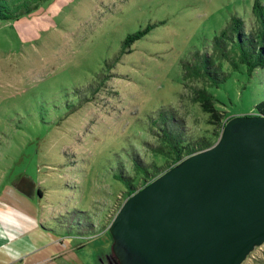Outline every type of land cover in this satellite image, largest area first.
I'll list each match as a JSON object with an SVG mask.
<instances>
[{
	"label": "rangeland",
	"instance_id": "rangeland-1",
	"mask_svg": "<svg viewBox=\"0 0 264 264\" xmlns=\"http://www.w3.org/2000/svg\"><path fill=\"white\" fill-rule=\"evenodd\" d=\"M253 2L46 0L0 20V264H118L108 227L127 198L119 169L139 187L151 175L135 158L162 172L172 163L154 151L163 143L150 119L161 109L180 119L186 142L217 141L220 122L193 100L203 81L186 67L213 52L232 16L257 29ZM23 19L37 22L25 40ZM218 63L225 81L206 87L217 115L256 114L264 67ZM241 264H264V243Z\"/></svg>",
	"mask_w": 264,
	"mask_h": 264
},
{
	"label": "water",
	"instance_id": "water-1",
	"mask_svg": "<svg viewBox=\"0 0 264 264\" xmlns=\"http://www.w3.org/2000/svg\"><path fill=\"white\" fill-rule=\"evenodd\" d=\"M108 231L118 264H241L264 243V113L130 194Z\"/></svg>",
	"mask_w": 264,
	"mask_h": 264
},
{
	"label": "trees",
	"instance_id": "trees-1",
	"mask_svg": "<svg viewBox=\"0 0 264 264\" xmlns=\"http://www.w3.org/2000/svg\"><path fill=\"white\" fill-rule=\"evenodd\" d=\"M43 1L46 0H0V20H16L19 16L28 14ZM252 12L258 22L257 29L253 30L251 27L246 29L245 22L240 17L232 16L227 29H223L219 34L213 36V52H196L194 54L196 62L186 67L188 78L192 77L203 81V86L193 89V100L200 103L202 110L209 114L211 120L214 118L220 122V127H223L225 122L223 123L222 117L217 115L214 107L215 99L206 89L207 86H219L225 81L226 75L221 70L218 60H225L234 68L238 63H242L246 66L249 74L257 67H264V3L254 0ZM146 30L147 28L127 34L122 41V46L128 49L135 40L145 34ZM229 50L236 52V61L230 56ZM255 107L258 113H264L263 101L256 104ZM231 117L229 116L227 119ZM150 121L152 126L160 128L163 143L154 147V151L163 154L164 157L172 161L166 169L184 157L214 144L206 139L186 142L180 119L171 110L161 109L157 117L151 118ZM133 163L137 171L146 177L151 175V178L142 177L141 179H145L146 182L142 186L136 187L132 178L127 176L122 168L119 169L116 177L126 185L128 189L126 197L162 173L160 167L153 165L149 167L138 158H135Z\"/></svg>",
	"mask_w": 264,
	"mask_h": 264
},
{
	"label": "crops",
	"instance_id": "crops-1",
	"mask_svg": "<svg viewBox=\"0 0 264 264\" xmlns=\"http://www.w3.org/2000/svg\"><path fill=\"white\" fill-rule=\"evenodd\" d=\"M16 26L18 27V29L16 30L17 33L19 34V38L22 40H25V35L28 34V31H33V29L35 28V24H37L36 19H32L30 21H28L27 19H23V20H17ZM24 29V30H23ZM27 31V32H26ZM35 34L32 35V37H34ZM24 39H23V38ZM30 38V35L28 36L27 39ZM19 222H21L20 220H18ZM11 255H15L12 254V252H9Z\"/></svg>",
	"mask_w": 264,
	"mask_h": 264
}]
</instances>
